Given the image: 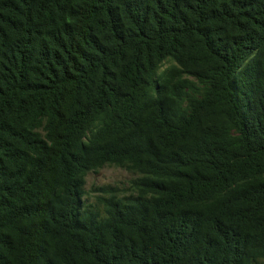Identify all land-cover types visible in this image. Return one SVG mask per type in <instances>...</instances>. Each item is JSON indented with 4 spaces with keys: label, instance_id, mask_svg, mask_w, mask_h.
<instances>
[{
    "label": "trees",
    "instance_id": "trees-1",
    "mask_svg": "<svg viewBox=\"0 0 264 264\" xmlns=\"http://www.w3.org/2000/svg\"><path fill=\"white\" fill-rule=\"evenodd\" d=\"M0 264H264V0H0Z\"/></svg>",
    "mask_w": 264,
    "mask_h": 264
},
{
    "label": "rangeland",
    "instance_id": "rangeland-1",
    "mask_svg": "<svg viewBox=\"0 0 264 264\" xmlns=\"http://www.w3.org/2000/svg\"><path fill=\"white\" fill-rule=\"evenodd\" d=\"M136 175L116 167H104L97 172L90 173L86 177L84 197L87 204H96L97 199L102 197V188L114 187L120 188L122 192H129L131 179Z\"/></svg>",
    "mask_w": 264,
    "mask_h": 264
}]
</instances>
